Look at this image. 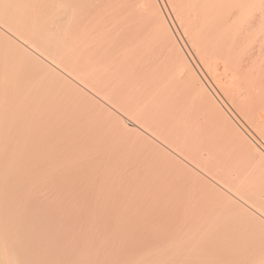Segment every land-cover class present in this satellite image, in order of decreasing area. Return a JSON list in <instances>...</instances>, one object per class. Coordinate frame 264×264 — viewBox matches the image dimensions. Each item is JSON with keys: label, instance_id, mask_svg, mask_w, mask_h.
<instances>
[{"label": "rangeland", "instance_id": "374dc122", "mask_svg": "<svg viewBox=\"0 0 264 264\" xmlns=\"http://www.w3.org/2000/svg\"><path fill=\"white\" fill-rule=\"evenodd\" d=\"M40 1L38 5L36 4V7H39L40 5L42 6L44 4L42 6V9L40 8V15H42V17L44 18L42 19L43 24L41 26V28L43 27L42 36L44 34L43 37L45 40L50 36V41L53 39L55 47L57 46L56 49L59 48V53H62L67 46L69 47V44L70 46L72 44L70 43L73 41L72 37V41H70L69 38V36L72 34L71 26L73 25V27L75 28L74 25L79 21V15H81V11H79V13L77 8V10H75V8H72V5H69L70 3L64 4L65 1L50 0V3H48L49 0H46V4L45 0L41 1L43 2V4ZM51 1L53 2L52 4H54L55 2H57V4L59 3L57 7H54L56 8L54 14H52L53 10L51 11V9L56 5L52 6ZM156 1L158 2L160 11L166 19L170 15L169 13L168 15H166L167 9H163L166 7L164 1H162V4L160 0ZM60 4L61 6H63L61 8H68L66 12H64L65 14L61 13ZM162 5H164V7ZM45 6L52 7L46 8ZM69 6H71L72 8V12ZM48 10L49 13L47 14ZM59 10L60 12H58ZM56 11L57 14H63L61 16L62 20H60L61 18L59 15L58 17L60 19L58 17L55 18ZM67 11L69 14L67 13ZM49 14H52L53 17L55 15V19L51 18L52 15ZM76 16L79 17L78 20V17ZM64 17L66 18V20L64 19ZM168 18L166 19V21L168 22V24L170 23L169 25L171 26V17ZM46 19H48V22ZM49 19H53L52 22L54 25L56 24L57 27H54L52 23L49 24V22H51V20ZM56 19H58L59 22H57ZM60 21H64V24ZM50 25H52L54 29ZM2 27L3 25H0V94L4 93L5 95L2 94V97H0V168L2 167L1 169H5L4 171L10 172V175H7L8 177L4 176L6 179H8V181L11 179L10 181L13 182L16 177L19 179L15 180V184L19 181L24 185H20L21 187H18L20 189L15 190L16 193L14 192L15 194L13 193V196L8 194V198L6 195L0 197V200L2 201H0V203L9 204L10 201H12V203H10L9 205L13 206L2 211L4 213L0 215V224L2 223L3 227L5 224H7L5 227H8L9 225L12 226V229L10 227L11 230L9 228L8 230H6L5 228L4 233L3 228L1 229L3 233L1 234L0 232L1 239L2 237L3 239L7 238L5 242V244H8L7 251L11 249L9 251L10 254H12L13 251L16 253V261L11 264H70V262L71 264H122L124 260L125 261L123 262V264H127L128 262H132V259H135L136 254L138 255V258L136 257L133 262H137L138 259H142L143 261L144 258L148 262V260H150L151 258L152 264H156L159 256L162 258H159V262H157L158 264H162L163 260L164 262L166 260V263L163 264H260V261L261 264H264V226H262L264 222H259L260 219L261 222L262 220L264 221V219L257 215V211L263 212L264 210V202L262 201L264 200V174L260 173V169L256 168V166L254 168L252 167L253 165H255L254 160L249 159L248 161L247 158L243 159L240 154L238 155V153H241L240 149H242V147L238 149L240 147V144L236 143L239 146L234 145L235 143L233 141L231 142L232 139H228V142L233 143L234 149L231 150L232 148H229L227 150L228 147H232V144H229V146H227V138H225L226 133L224 134V132H222L224 136L222 135V133H219L217 131H215L216 133H207L208 130L205 131V129H207L206 125H208L207 123H204V121L201 120V122H199L201 126H199L198 121H195V119H192V117L186 113L185 115H183V117H186L187 115V119H182L185 124H181L182 120L181 122H179L182 126H185V133H187V130L189 132L188 134H186L187 140L185 141H188L189 143L192 141L193 143L198 139L193 146H196L197 144H199L198 142H200V147H197L199 150H202V152L205 151L204 153L207 154L210 152V150V153H212L213 150L214 153L212 154H214V156H212L218 163L215 164H217V166L219 167L222 166L227 169L226 171H229L228 173L237 174V176H239V189L235 186L237 184L234 185L233 182L236 179L232 181L233 183H229L230 186L228 185V182L226 183L225 181H223V183L225 182L226 184L224 183L223 186L220 181V184L223 187L222 188L220 185H217V183L214 182L218 181L219 184V178H221L220 171H218V173L220 172L219 174H213V172L209 171L210 168L206 170L207 166L205 167V164L202 165V163L198 159L197 160L200 163L198 164V162H196L198 165L195 164L196 160H191L190 154H185L179 148V151L183 152L184 154L181 153V155L180 153H177L178 155H172L167 153L165 150L163 151L162 147L158 148L160 146L153 143V145L155 146H153L152 152V146L150 145L152 143L148 141L151 147L150 149L147 139H144L147 143V146L144 145L146 143L144 141L141 142V137H143L141 136V134H138L137 132H135L136 134L133 132V134L131 132L132 130H129L127 131L128 133H126L122 131V129L120 130L119 128H117L115 124L111 123V118V120L109 119V121L107 119L109 117L102 116L103 110L101 107L98 108L97 104L92 107L94 109V112L93 109H89L92 106V104L89 103V101L91 100L85 95L84 98L82 97V95L80 96V92L77 88H73L72 86H69L68 88L67 85L66 87L59 88V86H55L53 81H50L49 83V79H46V70L44 66H42V64L38 65L40 62L31 60L25 55L19 57L20 55L19 53H17V47H14L16 48V50L6 47L4 43L5 40L7 39L6 41H10L11 39L9 36L5 37V35H7L8 33L5 32L6 30L4 29V27ZM47 28L49 29V31L47 30ZM68 29H70V34L67 35L69 39H67L66 36L64 37L62 35L63 32ZM52 30H54V33ZM174 33L177 34V32ZM175 36L177 35L174 34V37ZM178 37H175L176 40L178 39ZM59 40H61L64 44H62L61 41L59 42ZM178 40L177 42L180 45L181 49H184H182V52L188 58L189 54H187V49L185 50L182 44H180V40ZM11 41L13 42V40ZM72 60L73 62H76L74 58H72ZM191 65L192 67L194 66L192 63ZM193 68L195 70V67ZM39 74L42 76H40ZM45 80H47L48 83ZM52 83L53 85H51ZM75 89H77L78 91H75ZM61 90L63 91L60 93ZM76 92H78V94ZM71 94L72 96H70ZM75 97H77L76 100ZM82 99L85 101H83ZM87 101L89 104H87ZM217 101L218 100L216 99V102ZM84 102H86L87 105ZM81 103L85 106H82ZM179 105H181L183 108L182 104ZM179 105L177 107L180 109L181 106L179 107ZM219 105L224 107V105L220 102ZM96 106L97 108H95ZM85 107H88L87 110ZM95 109L98 111H96ZM99 109L101 110L100 112ZM262 109H264V103ZM104 110L106 111L107 109L104 107ZM88 111H92L91 114ZM231 113L233 114V112L231 111L228 114L231 120H234V123L236 124L237 120L239 119L238 121H240L241 124L239 122L236 125H242L243 121L241 120V118L238 115L235 116V114L231 115ZM257 114H253L251 118L252 121H255L256 118H258ZM104 115L106 114L104 113ZM232 116H235L236 120L235 117L233 118ZM99 117L100 119H102L101 121ZM188 118L192 121L190 122ZM103 120L106 122H104ZM257 121H260V119L258 118V120H256L255 122ZM188 122L189 124H187ZM192 123L193 125L190 127V124ZM194 124L196 125V127ZM50 125H52L53 127ZM240 125H238L239 128L241 127ZM244 126L248 125L244 124L242 125V128L244 130L242 128L240 129H242L246 136L249 134L255 140V143L257 144L256 147L258 146L257 148H259L263 152V140L261 138L258 139V137H255L249 126V128H246ZM194 128L198 130L194 131ZM219 130L221 131V128ZM209 133L211 134L209 135ZM189 134L191 136H188ZM214 134L217 135H215L214 137L212 136ZM139 136L141 137L139 140H137ZM193 136L195 138H193ZM199 136L203 139H201ZM209 136H212L211 139ZM190 137L191 140H189ZM224 141H226V143ZM234 141L236 142L235 139ZM206 142L209 143L211 147V144L215 145L213 146L214 148L212 149L209 144H206ZM220 142L223 143V146L219 145ZM141 143L143 146L141 145ZM202 145H205V149L207 151L203 150L204 146L202 147ZM216 146H218L219 148ZM155 147L158 150L155 151ZM201 147L203 149H201ZM158 152H161L162 155ZM168 154L169 160L167 158ZM170 156L173 158H171ZM188 157H190V159H186ZM173 159L175 161L179 160L180 162L178 161L177 163V161L175 162L173 161ZM170 161H173V165ZM242 161L250 163L247 164L243 163ZM184 164L185 166H183ZM192 165L193 167H191ZM195 165L197 166L195 167ZM12 168H15L13 169L14 171L12 170ZM194 168L199 170L195 171ZM203 168L205 169V172L202 170ZM224 168L221 169L220 167V170L224 171ZM248 168L250 174L247 171ZM200 170L201 172H199ZM23 171L25 174H23ZM202 171L204 174L208 171L207 173L209 175L207 173L204 175ZM237 171L240 172L238 173ZM257 171L259 172L258 176ZM13 172L16 173L14 174ZM188 172H190V174ZM16 174H18L19 176ZM22 174L23 176H21ZM188 175L190 178L188 177ZM210 175H213L217 179H214V177H212L214 179V181H212L213 179L210 178ZM249 175L251 176L249 177ZM20 178L23 181H21ZM204 178L206 179L204 180ZM256 178H258L259 180ZM184 179L185 181L188 179L187 182H185ZM242 179H244L245 181H243ZM238 181L236 180L235 182ZM232 184L234 186L233 188L236 187L235 190L231 188ZM208 185L210 186V188ZM255 185L257 187H255ZM25 189L27 190L25 191ZM231 189L233 191H231ZM174 190L176 192H174ZM195 190L198 191L195 192ZM228 190H230L231 194ZM220 191H222L223 194L222 192L220 193ZM18 192L20 193L17 194ZM252 192L254 193L251 194ZM25 193L26 195H24ZM245 193L247 194L245 195ZM177 194L179 197L176 196ZM216 194L218 195L215 196ZM23 195L24 198L22 200L21 198L23 197ZM252 195L253 197H251ZM15 196H17L18 199L20 196L22 197L20 198V200H18ZM233 196L236 199H234ZM241 196H243V198ZM199 198L201 199V201ZM227 198L229 199V201ZM230 198L234 200L231 201ZM8 199L10 201L7 202L6 200ZM16 199L18 201H15ZM183 199L186 202H184ZM203 200H206V202H204ZM13 203H17V205L19 204L18 206L20 207L14 205ZM235 205H237V207ZM245 206H249L250 209L251 207H253L252 210L254 209L256 213L251 214L252 210L250 209H248L250 211V213H248V210L246 211L247 207L245 208ZM231 210L236 213L232 212ZM240 210L243 213H241ZM263 214L264 212L262 214L260 213L259 215ZM256 215L257 218L255 217ZM253 221L255 223V226ZM256 224L260 229L256 226ZM60 231L62 232L60 233ZM3 234L4 236H2ZM82 234L84 236L86 234L87 238L85 237L86 239H83L84 236L82 237ZM71 235H75L76 237L74 236L75 238H72ZM12 237H17V239L13 238L12 242ZM9 246L11 248H9ZM115 246L117 250L116 252H118L119 254L114 253L115 251H111L113 253L110 252L109 248H115ZM32 247L34 249L33 251L32 249H30ZM15 248H18V250H16ZM87 249L89 250L88 252ZM104 249H108V252H106L107 250L105 251ZM41 250L46 251L41 252ZM92 250H94L95 252ZM149 250L151 254H149ZM100 251H103L102 254L100 253ZM90 252L93 253L91 254V258L88 257L90 256ZM104 252L106 253L104 254ZM132 253H135L134 257L132 256ZM139 253L141 258L139 257ZM81 254L82 256L84 254V258L81 257ZM112 254H115L117 256H113ZM144 254L145 257H143ZM119 255L123 256L119 257ZM149 255L152 257H149ZM153 255H157L158 258L157 256L153 257ZM260 256L262 257L260 258ZM108 257L109 259H111L109 262L107 261L109 260ZM116 257H118L120 260L118 258L116 259ZM128 257L130 260H128ZM121 258L123 261L121 260ZM116 260L118 261L115 263L114 261Z\"/></svg>", "mask_w": 264, "mask_h": 264}, {"label": "bare ground", "instance_id": "6f19581e", "mask_svg": "<svg viewBox=\"0 0 264 264\" xmlns=\"http://www.w3.org/2000/svg\"><path fill=\"white\" fill-rule=\"evenodd\" d=\"M39 1L40 0H0V25H3L4 29L6 30L5 32L8 33L7 35H5V37L9 36L10 39L13 40V42H14L13 43L11 40L6 41L7 40L6 39L4 42L6 47L10 48V49H15V50H16V48H14V47H17V53H19V55H20L19 57H22L25 55L26 57H29L31 60H35L37 62H40L39 64L37 62L36 63L38 65L42 64V66H44V68L46 70V79H49V83H50V81H53L55 86L57 85V87L59 86V88L60 87H62V88L66 87V85L68 86V88H69V86L70 87L72 86L73 88L74 87L77 88L79 90V92L82 93V94L79 93L80 96L82 95L83 98L86 96L91 100V101H89V103H91L92 106L89 109H93L92 107L95 104H97L98 108L101 107L103 110V112H102L103 115L101 113L100 114L102 116L109 117V118H107L108 120L111 118L112 119V120L110 119L112 121L111 123L115 124V126H117V128H119L120 130L122 129V131H124L126 133H128L127 131L132 130L131 131L132 133L137 132L138 134H141V136H143V137L139 136V138L137 137L138 138L137 140H139L141 137V142H143V141L145 142L144 139H147V142L150 141L152 143V144H150L152 146V152H153V146H155L157 144L160 146L158 148L162 147L163 151L165 150L167 153L172 154V155L173 154L178 155L177 153L190 154L191 160L192 159L196 160V161L194 160L195 164H197L196 162H198V160H199L202 163V165L205 164L204 166L205 167L207 166L206 170L208 168H210L209 171L213 172V174H215V175L218 173V171H220L221 173L220 172L219 173L221 174V176L220 175L219 176L221 178H219L220 179L219 184H218V181H214V179H217L216 177H214L213 175L212 176L210 175L211 176L210 178L213 179L212 177H214V179L212 181H214L215 183H217V185H220L221 187H222V185L224 186L225 182L226 183L228 182V185L230 186L229 183L232 182L234 179H236L238 181L239 176H237V174L228 173L229 171H226L227 169H225L222 166H220L221 169L224 168L225 170L221 171L220 167L217 166L218 163L213 158V156H214V154H212V153H214L213 150H212V153H210L211 152V150H210V152L206 154V153H204L205 151L202 152V150L198 149L197 146L200 145V142H198L199 144H197L196 146H193L198 139L197 140L195 139L196 141L193 143L191 141L190 142L191 144L188 141H185V140H187L186 134L189 133L188 130H187V133H185V131H186L185 126H182L185 124L182 119H184V118L187 119V115H186V117H183V115H185V113L188 114L189 116H191L192 119H195V121L197 120L198 123L201 122V120L204 121V123H207L208 124V125H206L207 129H205V131L208 130L207 133L208 132L216 133L215 131H217L219 133L224 132V134L226 133L225 135L230 137L229 138V137L225 136V138H227V146H229V144H232V147H228L227 150L229 148H232L231 150L234 149L233 143H231L232 141L235 143L234 145L240 144V147L238 149H240L241 147H242V149H240L241 151L239 150L241 153H238V155L240 154V156L243 157V159L247 158L248 161H249V159L254 160L255 165H253L252 167L254 168L256 166V168L260 169V173L264 174V151L262 152V150L257 148L258 146L256 147L257 144L255 143V140L249 134L246 136V134L242 131V129H243L242 125H244V124L248 125L250 127V129L252 130V132L254 133L255 137H258V139L261 138L263 140L262 142L264 143V109H262L263 103H264V0H160L161 4L163 3L162 1H164V4L166 7L163 9H165V10L167 9L166 15H168V13H169L170 16H168V17H171V19H170L171 26L169 25L170 23L168 24V22L166 21V19L168 17L166 16L167 18L165 19L162 12L160 11V8L158 7L159 6L158 2L156 0H59V1H65L64 4L70 3L69 5H72V8H75V10L78 9V12L81 11V15H79L80 19L78 16H76V17H78L77 20L79 19V21L78 22L75 21L76 22V24L74 25L75 28L72 25L73 23L71 24L72 25L71 26L72 34L69 36V38H70V41L73 40L72 42H70L72 44H71V46L69 44V47L66 45L67 47L62 53H59L60 52L58 50L59 48L56 49L57 46L55 47L54 40L52 39L50 41V36L46 40L43 37L44 34L42 36V33H43L42 28L43 27L41 28V26L43 24L42 19H44V18L42 17V15H40V8L42 9V6L44 4H43V2H41L42 1L41 0L40 2L43 5L42 6L40 5L41 7L40 6L36 7V4L38 5ZM52 1H51V5L52 6L56 5L53 7L51 6L52 7L51 11L53 10L52 11L53 13L52 12L51 13L54 14L55 9H56L54 7H57V5L59 3L57 4V2H55L54 4H52L53 3ZM48 3H50V0ZM45 4H46V0H45ZM162 6L164 7V5H162ZM51 7H48V8H51ZM61 7H63V6H61V4H60V8ZM64 7H65V5H64ZM69 7L71 8V6H69ZM58 8H57V10H58ZM72 8H71V12H72ZM67 9L61 8L60 9L61 13L65 14L64 12H66ZM49 10H48L47 14L49 13ZM60 10L58 12H60ZM67 13H68V11H67ZM52 14H49V15H52ZM68 14H66V15H68ZM73 14H74V12H73ZM58 15L61 18L62 15L60 13L57 14V11H56V17H55V15H54V17L57 18ZM54 17L52 15L51 18H54ZM64 19L66 20L65 17H64ZM73 19H74V17H73ZM46 20L48 22V19H46ZM49 20H51V19H49ZM52 20H51V22H49V24H51V23L53 24ZM56 20H57V22H59L58 19H56ZM60 20H62V18ZM168 20H169V18H168ZM60 22H62V21H60ZM50 26H52V25H50ZM55 26H56V24L54 25V27ZM54 27H53V29H54ZM70 29L65 30L62 34L64 37L66 36L67 39H69L67 35L70 34V32H69ZM47 30L49 31L48 28H47ZM52 31L54 33V30H52ZM57 31H58V29H57ZM174 32H177V34ZM2 34H4V33H2ZM174 34L177 35L175 37L179 36L178 39L181 42V43L180 42L179 43L182 44V46L185 48V50L187 49L186 50V51H188L187 54H189L188 58L182 52L183 48L181 49L180 45L177 42L178 39L176 40V38L174 37ZM71 37H72V40H71ZM54 39H56V38H54ZM58 39H61V38H58ZM60 41L61 40H59V42ZM0 42H1V40H0ZM61 43H62V41H61ZM62 44H64V43H62ZM59 47H61V46H59ZM57 50H58V52H57ZM9 54H10V51H9ZM17 56H18V54H17ZM72 58H74L76 62H73ZM71 60H72V62H71ZM190 62L194 65L193 67H195V70L192 67ZM41 74H42V72H41ZM40 76H42V75H40ZM43 80H44V78H43ZM45 81H47V80H45ZM47 83H48V81H47ZM53 83L51 85H53ZM126 84H128V85H126ZM55 86H54V88H55ZM126 86H127V88H126ZM77 89H75V91H78ZM65 90H66V88H65ZM62 91L63 90H61L60 93ZM76 93L78 94V92H76ZM2 94H4V93H2ZM2 94H0V97H2ZM70 96H72V94ZM73 97H74V95H73ZM76 98L77 97H75V100H76ZM88 98H87V100H88ZM133 99H136V100H133ZM216 99L221 104H223L225 108L222 107L221 105H219V102L217 101L218 102L217 103ZM132 100H133V102H132ZM83 101H85V100H83ZM84 103L86 104V102H84ZM89 103L87 101V104H89ZM179 104H182L183 108ZM81 105L85 106L82 103H81ZM81 105H79V106H81ZM178 105H179V107L181 106L180 109L177 107ZM104 107L107 109L106 111L104 110ZM87 108H86V110H87ZM95 108H97V106ZM96 111H98V110H96ZM100 111L101 110L99 109V112ZM230 111L233 112V114H235V116L238 115L241 118V120L243 121L244 124L242 123V125H240L241 122L238 121L239 119L237 120V123L240 122V124H238V125H240L241 126L240 128H242V129H240L238 127V125H236L237 123L236 124L234 123V120L233 121L231 120L230 116L228 115L230 113ZM91 112H89V113L91 114ZM93 112H94V109H93ZM104 113L107 116L104 115ZM233 114L231 113V115H233ZM253 114H257L260 121L255 122L256 120H258V118H256L255 121H252L251 118H252ZM86 115H88V114H86ZM259 115H260V117H259ZM254 116H256V115H254ZM99 119H100V117H99ZM101 120L102 119H100V121ZM181 120H182V122H181ZM188 120H190V122L192 121L189 118H188ZM235 120H236V117H235ZM104 122H106V121H104ZM121 122L122 123L124 122L125 124L124 123L123 124L125 126ZM173 122H174V124H173ZM179 122H181L182 125ZM52 124H54V123H52ZM187 124H189V122ZM54 125H56V124H54ZM192 125H193V123L190 124V127ZM50 126H52V125H50ZM199 126H201L200 123H199ZM248 126H244V127L247 128ZM195 127H196V125H195ZM219 127L221 128V131L219 130L220 129ZM201 129H203V128H201ZM145 130L148 132H146ZM196 130H198V129L194 128V131H196ZM247 131H246V133H247ZM197 132H200V131H197ZM201 133H203V132H201ZM190 134L188 136H191ZM210 134L211 133H209V135ZM215 135H217V134H214L212 136L215 137ZM222 135H223V133H222ZM211 137H210V139H211ZM193 138H195V137L193 136ZM225 138H224V140H225ZM201 139H203V138H201ZM228 139H232L231 142H228ZM234 139L236 140V142L234 141ZM261 139H260V141H261ZM189 140H191V137ZM209 141H207V142H209ZM207 142H206V144L211 143V142H209V143H207ZM222 142H220L219 145L223 146ZM224 142L226 143V141H224ZM153 143L155 145H153ZM215 143H217V142H215ZM236 143H238V144H236ZM141 145H142V143H141ZM144 145L147 146V143ZM148 145H149V142H148ZM150 145H149V148L151 149ZM211 145H212V147L209 144V146L213 149L214 148L213 146H215V145H213V144H211ZM203 146H204V149L202 148ZM218 146H216V147H218ZM202 147H201V149L206 150L205 145H202ZM225 147H226V145H225ZM178 148L181 151H183L184 153L180 152ZM162 149H161V151H162ZM156 150H158V149L156 148L155 151ZM158 153H161V152H158ZM158 153H156V154H158ZM167 153H165V154H167ZM169 154L167 157L168 160H169ZM242 154H243V156H242ZM161 155H162V153H161ZM222 155H223V153H222ZM238 155H236V156H238ZM185 157H186V155H185ZM171 158H173V157H171ZM186 159H190V157H188ZM219 159H220V157H219ZM247 159H246V161H247ZM173 161H175V160L173 159ZM173 161H170V162L172 163ZM178 161H177V163H178ZM230 161H231V159H230ZM232 161H233V159H232ZM246 161H244V162L242 161V162L247 163ZM254 161H253V164H254ZM200 162H198V164ZM215 163H217V164H215ZM249 163L250 162H248L247 164H249ZM167 165H168V163H167ZM172 165H173V163H172ZM197 165H195V167ZM208 165H210V166H208ZM183 166H185V164ZM191 167H193V165ZM1 168H0V197L5 196V195L7 196L8 194L13 196V193L15 192V190H19L20 188H18V187H21L24 185L22 182H19V181H18L19 183L17 182L15 184V180L19 179V178H16L15 175H14L15 180L12 179V180H14L13 182L10 181L11 179L8 181V179H6L5 177H8L7 175H10V172L4 171L5 169H1ZM198 168H200V167H198ZM239 168H240V166H239ZM8 169H10V168H8ZM13 169H15V168H12V170ZM233 169H234V167H233ZM241 169H243V168H241ZM198 170L199 169H195V171H198ZM202 170L205 172L204 168ZM203 171H202V173H203ZM247 171L249 172V168ZM185 172H187V171H185ZM199 172H201V170ZM237 172L239 173L240 171H237ZM13 173L15 174L16 172H13ZM188 173L190 174V172H188ZM23 174H25L24 171H23ZM23 174L21 176H23ZM249 174H250V172H249ZM16 175H18V174H16ZM258 175H259V172L257 173V176ZM250 176L251 175H249V177ZM260 176H263V175H260ZM188 177H189V175H188ZM21 178H20V180H21ZM178 178H179V176H178ZM185 179H184V181H185ZM205 179L206 178H204V180ZM256 179H258V178H256ZM187 180L185 182H187ZM242 180L245 181L244 179H242ZM21 181H23V180H21ZM220 181H221L222 185L220 184ZM223 181H225V182L223 183ZM235 181H233L234 185L237 184L235 186L239 189V186H238L239 181L238 182H235ZM20 183H22V184H20ZM170 184H171V182H170ZM231 186H232L231 188L234 187L233 184ZM197 187H198V185H197ZM214 187H216V186H214ZM255 187H257V186L255 185ZM209 188H210V186H209ZM235 188H233V190H235ZM253 188H254V186H253ZM201 189H203V188H201ZM26 190L27 189H25V191ZM233 190L231 189V191H233ZM197 191L195 190V192H197ZM228 191L230 193V190H228ZM240 191H241V189H240ZM174 192H176V191L174 190ZM212 192H213V190H212ZM221 192L222 191H220V193ZM19 193L20 192H18L17 194H19ZM22 193H21V195H22ZM184 193H185V191H184ZM191 193H193V192H191ZM253 193L254 192H252L251 194H253ZM222 194H223V192H222ZM234 194H235V192H234ZM246 194L247 193H245V195ZM24 195H26V193ZM24 195H23V197L20 196L19 199L17 198V196H15V197L18 200H20V198L22 197L21 199L23 200ZM217 195L218 194H216L215 196H217ZM8 196H7V198H8ZM176 196H178V194ZM176 196H175V198H176ZM241 197L243 198V196H241ZM251 197H253V195ZM9 198H11V197H9ZM17 199L15 201H18ZM178 199H180V198H178ZM234 199H236V198L234 197ZM258 199H259V197H258ZM233 200L231 199V201H233ZM245 200H246V198H245ZM6 201L8 202L10 200L8 199ZM188 201H189V199H188ZM200 201H201V199H200ZM218 201H220V200H218ZM228 201H229V199H228ZM262 201L264 202V200H262ZM184 202H186V201L184 200ZM204 202H206V200ZM10 203H12V201H10ZM9 204L8 203L7 204L6 203H0V215H2L4 213L2 211L9 209L10 207H13L12 205H9ZM184 204H182V205H184ZM210 204H212V203H210ZM14 205H17V203ZM192 206H194V205H192ZM235 206L237 207V205H235ZM18 207H20V206H18ZM218 207H219V205H218ZM230 207H231V205H230ZM246 207H247L246 211L248 209H250L249 206H245V208ZM252 208L253 207H251L250 210H252ZM225 209H226V207H225ZM240 209H242V208H240ZM231 211L234 212L233 210H231ZM252 211H251V214L256 213L254 211V209ZM240 212H241V210H240ZM259 212L260 211H257V213H258L257 215L264 219V217H263L264 214L259 215L260 213L262 214L264 212V210H263V212H260V213ZM234 213H236V212H234ZM241 213H243V212H241ZM248 213H250L249 210H248ZM257 215L255 216L256 218H257ZM64 216H65V214H64ZM250 222H251V220H250ZM259 222L263 223L264 221L262 220V222H261V219H260ZM253 223H254V221H253ZM81 224H83V223H81ZM257 224H259V223H257ZM257 224H256V226H257ZM6 225L7 224H5L3 227L2 223L0 224L1 234L3 232L5 233V228H6V230H8V228L10 229V227H11V229H12L11 225H9L8 227H5ZM259 225H261V224H259ZM1 226H2V228H1ZM254 226H255V223H254ZM262 226H264V224ZM91 227H93V226H91ZM1 229H3L4 231L2 232ZM261 230H263V229H261ZM66 231H65V233H66ZM43 232H45V231H43ZM61 232L62 231H60V233ZM2 236H4V234ZM74 236H72V238ZM81 236L83 237L84 235L82 234ZM41 237H43V236H41ZM82 237H80V238H82ZM85 237L87 238L86 234L83 237V239ZM13 238L17 239V237H12V242H13ZM102 238H104V237H102ZM6 240H7V238H5V239H3V237H2V239L0 238V264H11V263H14L16 261V257H15L16 253L14 251H13L14 253L11 251L12 254H10L9 251L11 249L9 251H7L8 244H5ZM12 244H14V243H12ZM9 248H11V247L9 246ZM46 248H47V246H46ZM50 248H51V246H50ZM89 248H90V246H89ZM110 248H112V247H110ZM110 248H109L110 252L115 251L114 253L119 254L118 252H116L117 251L116 246H115V248H112L115 250H112ZM15 249L18 250V248H15ZM30 249H32V251L34 250L33 247ZM57 250H58V248H57ZM94 250H92V251H94ZM104 250L105 251L107 250L106 252H108V249H104ZM37 251H39V250H37ZM45 251L46 250H44V251L41 250V252H45ZM88 251L89 250L87 249V252ZM87 252H86V255H87ZM102 252L100 251L101 254H102ZM106 252H104V254ZM113 252H111V253H113ZM152 253H154V252H152ZM36 254H37V252H36ZM84 254H85V252H84ZM84 254H83V256L81 254V257L84 258ZM91 254H93V253L90 252V256H88V257L91 258L92 257ZM134 254L132 255L133 257L135 256ZM149 254H151L150 250H149ZM18 255H20V254H18ZM112 255L117 256L115 254H112ZM120 256H123V255H119V257ZM137 256L138 255L136 254L135 259ZM154 256H157V255H153V257ZM109 257H112V256H109ZM109 257H108V259H109ZM139 257H140V253H139ZM143 257H145V254L143 255ZM149 257H152V256L149 255ZM261 257L262 256H260V258ZM117 258L118 257H116V259ZM157 258H158V256H157ZM159 258H162V257L159 256ZM159 258H158L157 262H159ZM135 259H132V262H130V263L129 262L128 263L125 262V263H127V264H150L151 263L152 264L151 258H150V260H148V262L146 261L145 258L143 261H142V259L141 260L138 259L137 262H133ZM147 259H148V257H147ZM110 260L111 259H109L107 261L109 262ZM113 260H114V257H113ZM121 260H122V258H121ZM128 260H130L129 257H128ZM117 261L118 260H116L114 262L116 263ZM139 261H141V262H139ZM252 261H253V259H252ZM255 261H256V259H255ZM123 262H122V264H123ZM157 262H156V264H158ZM153 263H155V262H153ZM163 263H166V260H165V262L163 260ZM15 264H17V263H15ZM70 264H71V262H70ZM104 264H106V263H104ZM225 264H227V263H225ZM260 264H261V261H260Z\"/></svg>", "mask_w": 264, "mask_h": 264}]
</instances>
